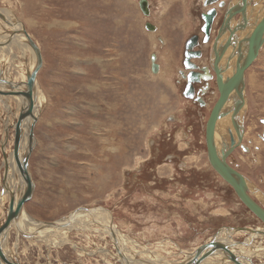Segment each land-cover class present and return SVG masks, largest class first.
<instances>
[{
    "label": "rangeland",
    "instance_id": "1",
    "mask_svg": "<svg viewBox=\"0 0 264 264\" xmlns=\"http://www.w3.org/2000/svg\"><path fill=\"white\" fill-rule=\"evenodd\" d=\"M139 1L0 0V11L21 23L43 54L30 105L35 191L25 210L40 222L59 221L81 207L105 210L134 243L126 242L128 248L143 251L133 257L144 264H180L186 253L217 236L225 238L228 226L259 229L263 223L209 163L208 111L198 113L177 92L182 41L193 32L202 7L195 0H148V17ZM263 1H254L249 17L264 15ZM145 21L157 31L146 29ZM151 52L159 55L157 74L150 70ZM9 56L0 61V74L23 87L34 57L29 49ZM13 89L0 83V225L8 215V198L1 193L19 111L18 97L8 93ZM244 92L242 144L248 150L237 146L227 161L264 193V45L246 69ZM16 186L23 192V186ZM93 218L91 224L83 217L60 230L55 237L67 242L61 246L49 249L16 225L7 230L4 245L24 264H121L115 243L122 246L121 239L107 235L110 227ZM249 237L233 233L235 241ZM249 245L260 252L248 255L249 262L264 264V237ZM231 251L240 260L239 251Z\"/></svg>",
    "mask_w": 264,
    "mask_h": 264
},
{
    "label": "water",
    "instance_id": "2",
    "mask_svg": "<svg viewBox=\"0 0 264 264\" xmlns=\"http://www.w3.org/2000/svg\"><path fill=\"white\" fill-rule=\"evenodd\" d=\"M145 1H139L140 8L145 12V14H149ZM0 17L11 24V21L7 19V17L0 11ZM146 28L150 31H155V26L146 24ZM264 32V20L262 24L257 28L256 32L253 35L252 48L250 49V45L241 55V64L238 67L236 73L234 74V78L231 79L228 83H222L220 81V91L221 95L216 104L214 105L210 117L208 118L206 125V145H207V153L208 160L212 168L222 176L225 182L231 185L240 199V201L263 223V227L260 229L251 228L247 226H228V230L234 231H244L249 234V236L257 235L264 237V193L263 200L261 202L257 201L251 194H257L254 192H250L254 190L252 188L249 180L238 171V169L234 168L228 161L227 158L231 155L234 149L237 146H242L244 150H248V148L242 144L243 136L245 133V127L243 122V116H241V111L245 107V70L253 64V62L258 58L260 52L259 48L263 45L264 39L262 38ZM23 33L25 34L27 43L32 47L37 55L38 64L34 69L33 73L29 75V80L24 90L21 92L23 96H26L28 100V104H30L31 92L35 86V80L38 71L42 67V55L39 47L35 40L29 35V33L23 28ZM250 49V50H249ZM249 52V55L247 56ZM152 64V72L157 74L159 72V64L155 63V54H153ZM22 86V85H20ZM30 109L27 107L20 115L18 122L15 127V139H14V148L13 155L15 157L16 162L19 164L21 168V176L25 182V188L21 196L18 198V204L15 208V200L13 194L11 196L10 208L8 211V216L2 226L0 227V236L4 230H6L15 219H19V215L21 210L23 209V205L28 202L32 196L34 191V183L32 181V176L29 169V161L30 155L34 145V130L35 122L30 127L29 132V145L28 149L24 154H20V141L24 134L23 131V123L29 117ZM227 116H231L232 126L234 128V133L230 127L227 128L226 131L221 130L220 121ZM92 209L96 208H78L73 211L66 221H55V222H41L43 224V229L51 228L52 226H63L66 224H71L72 217L77 213H89ZM65 218V219H66ZM18 226V225H17ZM21 232L26 233L27 236H36L33 232H26L25 230L19 227ZM113 234V232H112ZM244 243L243 241H235L231 244L226 245L220 241L213 240L210 243H206L195 249L193 252V264H199L205 257H207V250L222 252L226 258L234 262L235 264H243L240 262L239 258L231 254L228 249L230 246L235 244ZM117 245V243H116ZM202 254V255H201ZM0 257L5 258L3 253L2 244L0 243ZM6 259V258H5ZM13 264H19L13 262Z\"/></svg>",
    "mask_w": 264,
    "mask_h": 264
},
{
    "label": "flooded vegetation",
    "instance_id": "3",
    "mask_svg": "<svg viewBox=\"0 0 264 264\" xmlns=\"http://www.w3.org/2000/svg\"><path fill=\"white\" fill-rule=\"evenodd\" d=\"M144 1L149 14H145L142 9L141 11L144 16L149 17L151 14L149 1ZM195 1L200 8L202 7V10L199 13V20L196 22H192L195 26L193 32L188 35L184 39V41H182L181 56L180 60H178L180 64L177 69L175 84H177L176 87H178L177 92H180L182 99L187 102V104L194 105L198 113L200 112L201 114H203V109H206L208 111L206 120L207 125V121L210 117L211 111L221 95L220 81L222 83H228L231 79L234 78V74L241 64V55L252 43L254 38L253 35L256 32L257 28L262 24L264 15H262V17H258L256 15L254 18H252L253 20H251V18L248 16V8L254 4L255 0ZM242 3L243 5H241ZM258 18L262 20H259ZM147 23L149 25L151 24L152 26H155V31H157V26L151 21H145V28ZM233 24L234 27H232ZM239 24H242V26H239ZM227 30H229L230 32ZM240 37H242V39ZM262 38L264 39V33ZM159 41L160 43H164L165 45L162 37L159 38ZM241 43L243 45H241ZM253 45H250V49ZM263 45H261V47L259 48V52L261 51ZM230 47L232 49H230ZM228 48L230 50L227 51ZM227 52L228 54H225ZM153 54H155V63H160L158 62L159 55L155 52H151L149 57L151 71L152 64L154 63ZM248 55L249 52L247 56ZM213 98L214 101L211 104V100H213ZM183 114H185V110L183 111ZM241 116H243L244 122L243 109L241 111Z\"/></svg>",
    "mask_w": 264,
    "mask_h": 264
},
{
    "label": "bare ground",
    "instance_id": "4",
    "mask_svg": "<svg viewBox=\"0 0 264 264\" xmlns=\"http://www.w3.org/2000/svg\"><path fill=\"white\" fill-rule=\"evenodd\" d=\"M239 2V1H238ZM237 2V3H238ZM233 3V2H232ZM235 4V3H234ZM241 5H243V3L241 4ZM251 5V4H250ZM235 6V5H234ZM241 7V6H240ZM248 8V7H247ZM244 9V8H243ZM242 9V10H243ZM3 13V12H2ZM250 13V12H249ZM251 18V20H253L252 18H254V17H250ZM264 18V17H263ZM0 19H2L1 17H0ZM246 19V18H245ZM259 19V18H258ZM9 21H11L10 19H8ZM259 20H262V19H259ZM4 22V26H3V24H1V26H0V28L1 29H3V28H5V30L4 31H1L0 32V61L5 57V58H8V56H9V52H12V51H14V50H21V51H24L25 52V50H30L31 51V53H32V55H33V59L35 60L34 61V66L32 67V69L27 73V75H25V77H26V83L24 84V86L23 87H19V86H17V85H15L14 83H11V82H9V81H5L6 79H4V75H3V72H2V74H0V83L3 85V86H9V87H11V88H15V89H17V90H15V89H13V93L10 91V92H8V93H10L11 95H15V96H17L18 97V100H19V111H18V114H17V121H16V123L18 122V120H19V117H20V115H21V113L27 108V107H29V109H30V105H31V101H32V98H33V96H34V93H35V90H36V87H37V77H38V73H39V71H38V73H37V76H36V80H35V86H34V88H33V90H32V92H31V97H30V104H28L29 102H28V100H27V98H26V96H23L22 94H21V92L24 90V88H25V86L27 85V83H28V80H29V75H31L32 73H33V71H34V69L36 68V66H37V64H38V60H37V55H36V53H35V51L32 49V47L27 43V41H26V37H25V34L23 33V26L21 25V23H17V22H12L11 21V24H9V23H7L6 21H3ZM233 22V21H232ZM231 22V23H232ZM258 22H261V21H258ZM234 23V22H233ZM238 23V22H237ZM236 24V23H235ZM255 24V23H254ZM3 26V27H2ZM239 26H242V24L240 25L239 24ZM253 26V25H252ZM230 27H231V25H230ZM232 27H234V24L232 25ZM236 27V26H235ZM256 27V26H255ZM10 28H13V30H9ZM241 28V27H240ZM243 28H245V27H243ZM252 28H254V27H252ZM231 30V29H230ZM253 30V29H252ZM227 31H229V30H227ZM225 32V31H224ZM230 32V31H229ZM248 33V32H247ZM264 33V32H263ZM241 34H243V33H241ZM240 34V35H241ZM253 34V33H252ZM226 35H227V33H226ZM225 35V36H226ZM233 35V34H232ZM223 36H224V34H223ZM13 37V38H12ZM242 37H244V36H242ZM242 37H240L241 39H242ZM4 38H6L7 40L8 39H11L12 38V40L11 41H8V42H6V43H4V42H1L2 41V39H4ZM222 38H224V37H222ZM248 39V38H247ZM219 40V39H218ZM220 40H222V39H220ZM243 41V40H242ZM36 42V41H35ZM245 42V41H244ZM219 44H220V42H219ZM231 44H233V43H231ZM263 44V43H262ZM240 45V44H239ZM241 45H243L242 43H241ZM37 46L39 47V49H40V51H41V48H40V46L37 44ZM223 46V45H222ZM232 46V45H231ZM234 46V45H233ZM240 47V46H239ZM222 48V47H221ZM230 49H232L231 47H230ZM229 48L227 49V51L228 50H230ZM28 52V51H27ZM226 52V51H225ZM230 52V51H229ZM225 54H228V52L227 53H225ZM41 55H42V59H43V54H42V52H41ZM215 55H216V53H215ZM10 56H11V54H10ZM9 56V57H10ZM219 56V55H218ZM223 56V55H222ZM220 59V58H219ZM223 60V59H222ZM42 66H43V60H42ZM12 68V67H11ZM42 68V67H41ZM40 68V69H41ZM8 70H10V69H8ZM12 70V69H11ZM13 73V72H12ZM16 74H18V72L16 71L15 72ZM10 74V73H9ZM17 77V76H16ZM252 84V83H251ZM255 85V84H254ZM245 107H246V104H245ZM245 107H244V109H245ZM243 109V110H244ZM31 114H33V112L30 110V113H29V117L25 120V122L23 123V131H24V134H23V136H22V138H21V141H20V154L22 155V154H24V152H26L27 151V149H28V145H29V132H30V127L32 126V123L33 122H31L32 121V119H30V117H31ZM220 126H221V128H228V127H230L231 128V130L233 131V133H234V128H233V126H232V121H231V116H227L226 118H223L221 121H220ZM34 129V128H33ZM244 137V136H243ZM235 149H237V147L235 148ZM234 149V150H235ZM245 151V150H244ZM12 154V155H11ZM232 154V153H231ZM6 158H7V156H6ZM7 162H6V164L8 165V174L6 175V182H5V190H3L2 192L3 193H1V198L2 197H4V199H7L8 198V203H9V208H10V202H11V196L13 195V194H15V196H14V200H15V208L17 207V204H18V198L21 196V194L23 193V192H21V193H19L20 191H19V187H17L16 185H21V186H23L24 188H25V182H24V180H23V178H22V176H21V174H20V172H21V168H20V166H19V164L16 162V160H15V157H14V155H13V153H10V155H9V157L7 158V160H6ZM212 167V166H211ZM29 169H30V165H29ZM30 173H31V176H32V181H33V183H34V187H35V182H34V180H33V175H32V172H31V170H30ZM9 182V183H8ZM20 186V187H21ZM24 188H22V189H24ZM8 189V190H7ZM24 191V190H23ZM34 191H35V188H34ZM34 191H33V194H34ZM250 192H254V193H257V194H255V195H257V196H259V197H263V192H262V190L258 187V186H255V188H254V190H251ZM252 195V194H251ZM253 196V195H252ZM3 201V200H2ZM1 201V202H2ZM9 208H8V211H9ZM8 213V212H7ZM8 216V215H7ZM95 216V218H93ZM108 216H109V218H108ZM64 217V216H63ZM83 217H85V219H86V221H87V223L88 224H91V223H93V222H91V220L89 219V218H93V219H96V220H98L97 222V224H100V223H105L106 224V227H110V229L111 230H107V228H105V233H107V235H109V233H114V234H116L120 239H121V243H122V246H121V244L117 241V239H115V235L113 234V236H115L114 237V239H115V243H117V247H118V249H119V254H120V256H119V259L121 260L120 262H121V264H144V262L143 261H145L144 259H140L139 257L137 258V257H133V256H135V254H138V256L140 255V256H142V253H143V251H141L142 253H139V251L137 250V249H134V250H131V249H129L128 248V245L126 244V242L127 243H129L130 244V242L127 240V238H125V237H123L122 235L123 234H121V232L117 229V226H116V223H114L113 221H112V215L111 214H109V213H106V211L105 210H100V209H92L89 213H81V212H79V213H77L76 215H74L72 218V223L71 224H66V225H63V226H52L51 228H46V229H43L44 227H43V224H41V222L40 221H37V220H35V219H31L28 215H27V213H26V210H25V204L23 205V209L21 210V212H20V215H19V219L18 220H16L15 221V219L12 221V223H11V225L6 229V230H4L3 231V233L1 234V236H0V243L2 244V249H3V253H4V255H5V258H3V257H0V264H13V262H16V263H19V264H22L21 262H20V260L19 259H17V257L15 256V254H14V256H15V258L13 257V251L12 250H8L6 247H5V245H4V240H5V237H6V235L8 234V233H10L9 231L12 229V227H14V225H16L15 227L16 228H18V227H21L23 230H25L26 232H33V233H35V234H38L35 238H32L33 236H29V238H31L32 240H35V241H38L39 243H42V241L41 240H43L44 242L43 243H45V245H46V247H48L49 249H51V247L50 246H61L62 244H66L67 242H65L64 240H58L56 237H55V235H57V233L59 234V232H60V230H62V229H64L66 226H68L67 227V229H65V230H69L70 228H72L73 226H75V222H78L77 220L78 219H80V220H83ZM7 218V217H6ZM68 218H64V219H61V220H59V221H66ZM6 219H4V221H5ZM4 221L2 222V224L4 223ZM51 222V221H50ZM111 223V226L109 225ZM2 224L0 225V227L2 226ZM77 224V223H76ZM13 225V226H12ZM18 225V226H17ZM38 225V226H37ZM12 226V227H11ZM11 227V229L8 231V233H7V230L9 229ZM78 227V226H77ZM104 227V226H103ZM248 227V226H247ZM79 228V227H78ZM90 228V227H89ZM228 227H226L225 229H224V234H225V238H224V236L222 237V236H217V237H219V238H217V239H214V240H216V241H220V242H222L223 244L225 243L226 245H228L229 246V244H231V243H233V242H235V239L233 238V233H234V230H228L227 229ZM252 228V227H251ZM256 229H258V228H256ZM260 229V228H259ZM102 230H104V229H102ZM227 230V231H226ZM45 231V232H44ZM63 232V231H62ZM222 232V233H223ZM236 232H239V231H236ZM243 233H245L244 231H242ZM7 233V234H6ZM247 233V232H246ZM61 235V234H60ZM220 235V234H219ZM221 237V238H220ZM255 237H259V236H257V235H252V236H250L249 238H247L246 240H244L243 242L244 243H239V244H235V245H233V246H230V247H232V249L234 248L235 249V251H239V253H240V262H242L243 264H252V263H250L249 262V256L248 255H255V254H260V252H259V247H257V253L252 249V248H250V245H249V242H250V240H253V239H255ZM64 238V237H63ZM224 238V239H223ZM60 239H61V237H60ZM7 241H5V243H6ZM132 242H133V240H132ZM241 242H242V240H241ZM131 244H133L134 245V243H131ZM130 244V245H131ZM9 246V245H8ZM132 246V245H131ZM236 246V247H235ZM261 247V246H260ZM263 247V246H262ZM237 248V249H236ZM99 249H101V252L100 253H103V254H105L104 256H106V254H108V252H106V248H104V247H101V248H99ZM99 249H97V252H98V250ZM232 249H228V251L231 253V254H234L231 250ZM108 250V249H107ZM10 252V253H9ZM151 252H153V250H151ZM205 252H209L207 255H209V256H207V257H210L209 259H211V258H215V262H210V263H214V264H234V263H232L231 261H229L227 258H226V256H225V258L227 259V260H225V259H222V257L224 256V254L222 253V252H218V251H212V250H207V251H205ZM264 253V252H263ZM9 254H11V255H9ZM193 252H188V253H186V255H185V257H184V259L182 260V262H183V264H193V261H194V259H193ZM215 254V255H214ZM110 255V254H109ZM112 256L113 255H116V254H114V253H112L111 254ZM202 255V254H201ZM213 255V256H212ZM117 256V255H116ZM143 256H144V254H143ZM258 257V256H257ZM260 257V256H259ZM263 257V256H262ZM142 258V257H141ZM145 258V257H144ZM208 259V260H209ZM161 260V259H160ZM208 260H206V261H204V262H200L199 264H206V263H208L207 261ZM251 260V259H250ZM106 261V260H105ZM108 261V260H107ZM163 261H165V260H163ZM146 262V261H145ZM148 262V264H150V260H148L147 261ZM182 262L180 263V264H182ZM209 263V264H210ZM157 264H159L158 262H157ZM161 264V263H160ZM179 264V263H178ZM253 264H255V263H253Z\"/></svg>",
    "mask_w": 264,
    "mask_h": 264
},
{
    "label": "crops",
    "instance_id": "5",
    "mask_svg": "<svg viewBox=\"0 0 264 264\" xmlns=\"http://www.w3.org/2000/svg\"><path fill=\"white\" fill-rule=\"evenodd\" d=\"M15 244H17V243H15ZM16 247V246H15ZM18 254H19V252H17ZM13 254H15L14 252H13ZM22 263H23V261H22ZM24 264V263H23Z\"/></svg>",
    "mask_w": 264,
    "mask_h": 264
}]
</instances>
